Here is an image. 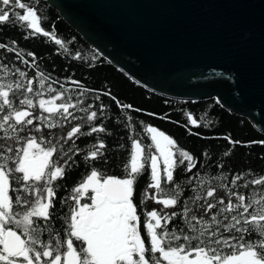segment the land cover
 Instances as JSON below:
<instances>
[{
    "label": "snow or ice",
    "instance_id": "6c2138e0",
    "mask_svg": "<svg viewBox=\"0 0 264 264\" xmlns=\"http://www.w3.org/2000/svg\"><path fill=\"white\" fill-rule=\"evenodd\" d=\"M42 19L29 0H0V30L23 29L25 40L49 37L67 52ZM37 59L16 40L0 42V264H264V173L202 178L193 171L195 157L155 127L146 132L159 155L132 139L123 177L102 173L95 163L109 162L105 138L113 135L103 103H85L88 90L76 80L73 89L57 90L59 81ZM82 137L94 141L82 154L90 172L59 199L68 205L61 213L57 182L78 163L82 150L73 145ZM149 169L137 203V178ZM188 188L195 195L187 196ZM149 201L162 207L149 209Z\"/></svg>",
    "mask_w": 264,
    "mask_h": 264
},
{
    "label": "water",
    "instance_id": "95a60500",
    "mask_svg": "<svg viewBox=\"0 0 264 264\" xmlns=\"http://www.w3.org/2000/svg\"><path fill=\"white\" fill-rule=\"evenodd\" d=\"M145 88L215 98L264 132V0H44Z\"/></svg>",
    "mask_w": 264,
    "mask_h": 264
},
{
    "label": "trees",
    "instance_id": "16d2710c",
    "mask_svg": "<svg viewBox=\"0 0 264 264\" xmlns=\"http://www.w3.org/2000/svg\"><path fill=\"white\" fill-rule=\"evenodd\" d=\"M29 2L37 7L42 16L43 28L60 39L67 52L55 45L54 40L49 37L35 36L25 40L23 29H14L7 25L0 30V42L11 43L12 40H16L17 46L23 48L25 53L29 51L35 53L39 69L50 74L53 81H59L58 84L53 83L57 90H63L60 84H63L64 89H73L70 81L76 80L88 90L85 96L81 97L85 103H91L96 107L103 103L106 117L104 124L113 135L105 138L109 146L106 152L109 162L95 163V167L102 173L123 177V165L130 159L132 139L141 141L142 146H151V151L159 155L152 146L151 138L146 132L147 127L157 128L176 141L179 147L189 151L198 162L197 168L193 171L198 172L202 178L224 172L226 175L243 173L248 179L250 178L248 170L257 174L264 173V144L259 143L264 141V132L256 129L249 119L229 111L215 98L177 99L145 88L85 42L60 17L58 11L44 0ZM76 54H79L81 59H74ZM27 58L31 60L30 57ZM16 64L22 70L29 71L31 75L33 70L25 69L19 61H16ZM68 94L73 97L79 96L76 91H70ZM76 115L83 116V113L77 112ZM128 117H131L130 121ZM189 117L195 119L197 125H192ZM77 122L79 121H73ZM67 127L68 125L65 126V130ZM52 131L59 137L63 130L56 128ZM96 135L104 138L103 134ZM92 142L94 141L91 138L82 137L73 145L74 148L79 146L82 153L74 157L78 163L68 170L65 179L57 182L60 187L57 190L56 207L61 213L67 211L68 205L61 206L59 199L71 196L72 188L90 172L82 154L89 150L88 145ZM120 145L124 147L121 148ZM67 147L68 145H65V148ZM226 152L229 153L227 156ZM219 165H223V168ZM149 173L150 169L137 178V203L146 184L150 182ZM176 175L181 184H187L179 171ZM191 195L195 193L188 188L187 196ZM147 207L152 209L162 206L149 201Z\"/></svg>",
    "mask_w": 264,
    "mask_h": 264
},
{
    "label": "flooded vegetation",
    "instance_id": "af4514ba",
    "mask_svg": "<svg viewBox=\"0 0 264 264\" xmlns=\"http://www.w3.org/2000/svg\"><path fill=\"white\" fill-rule=\"evenodd\" d=\"M90 202V201H89Z\"/></svg>",
    "mask_w": 264,
    "mask_h": 264
}]
</instances>
